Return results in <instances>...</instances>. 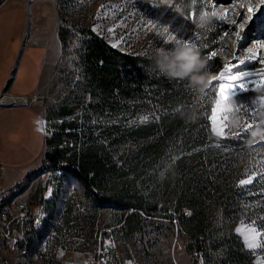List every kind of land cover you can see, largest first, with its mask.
Wrapping results in <instances>:
<instances>
[{
	"label": "trees",
	"instance_id": "16d2710c",
	"mask_svg": "<svg viewBox=\"0 0 264 264\" xmlns=\"http://www.w3.org/2000/svg\"><path fill=\"white\" fill-rule=\"evenodd\" d=\"M174 1L185 9L191 4ZM78 31L74 76L60 78L64 91L48 114L56 132L45 141L44 167L38 170L59 167L85 191L84 201H67L56 226L57 244L80 234L84 225L87 250L107 237L134 250L140 245L139 254L149 243L144 238L162 231L165 222L185 240L191 264H254L234 226L251 220L264 228V163L248 157L260 148L254 143L262 133L212 132L215 92L204 88L211 68L197 64L219 47L224 26L206 20L193 42L174 53H125L88 28ZM69 32L58 28L63 50ZM181 53L195 56L196 68L177 75ZM255 97L252 92L235 97L242 116ZM246 169L254 176L241 185ZM29 232L43 234L32 226ZM257 252L264 256V234Z\"/></svg>",
	"mask_w": 264,
	"mask_h": 264
},
{
	"label": "rangeland",
	"instance_id": "374dc122",
	"mask_svg": "<svg viewBox=\"0 0 264 264\" xmlns=\"http://www.w3.org/2000/svg\"><path fill=\"white\" fill-rule=\"evenodd\" d=\"M156 1L151 3L149 0H8L0 8V25L4 26L2 30L9 38L4 49L6 58L15 53L18 56L23 51L21 44L24 27H26L24 39L33 31L47 32L49 35L48 54H50L40 86L36 91L33 90L35 83L32 84L25 77H21V73L25 70L23 61L14 62L10 72L6 70L8 67L6 64L0 66V92L6 86L9 75L12 78L16 76L15 81L17 80V86L14 82L11 92L20 93L22 89L27 91V95L24 96L5 92V95L26 97L29 100L27 105L10 107L24 108L22 110L29 113L33 110L30 108L32 107L37 112V115L31 113L32 116H36V121L31 125L27 123L26 131L19 139L25 144L23 152L19 155L14 152L7 156L4 154L0 156V186L6 190V199H17L15 197L21 194L19 201L24 203L34 205L46 203V206L42 208L44 223L39 224L40 229L36 230H42V236H39V233H27L21 238V241L25 240L27 245L21 242V249H9L6 243L0 242V262L2 264H50L53 261L63 264H191V257L184 248L185 240L178 235L175 229H170L165 222H163L162 231L150 232L149 236L144 238L145 242L149 243L142 247L143 251L139 254L137 250L141 249L140 245L137 250H134V246L130 243L107 237L94 251L87 250L88 240L82 241L81 239L86 238L84 235L88 230V227L84 225L79 226L80 234L74 235L61 246L57 244L59 241L57 234L48 242L51 239L49 236L52 230L56 229L60 223V217L67 201L74 199L79 202V200L86 199L82 184L59 167L38 172L40 167L42 170L44 167L43 158L48 149L45 141L54 135V133L45 135L42 120L45 121L47 131L50 129L56 132L55 126L48 119V114L63 94L64 84L60 81L61 76L68 74L72 77L73 75L71 72L74 71V50L81 38L78 31L80 28H88L121 52L131 54L146 51L174 53L193 42L198 34L197 29L206 20L212 19L222 24L225 28L224 38L220 40L219 47L215 50V57L211 60L208 57L207 60L197 63L198 65L206 64L211 68L204 81V88L215 92V103L209 117L210 129L220 137L236 135L237 132L243 130L262 133L256 141V147L260 148L256 151L253 149L256 153L248 157L260 164L264 163V148L262 149L264 147V65H260V60L255 58L254 64L246 67L245 73L256 74L259 71L263 73L261 77L241 83L249 89L242 93L252 92L256 96L253 99L251 111H248L246 116H242V111L237 108L236 96L228 102L220 98L219 86L223 84L221 80H211L212 84H207L208 77L220 69L222 60L229 57L231 53L236 54V60L242 59L244 54L254 47L252 35L255 31L254 28H249V24L244 27V31L248 34H246V39H242L241 46H237L236 41L239 27L243 26L244 21L236 11L240 9V3L246 0H232L228 4H220L216 0H190L191 4L188 9L179 6L174 0L168 1L171 5L170 9L169 5L164 7ZM227 12L229 14L226 15ZM158 13L162 14L158 15ZM260 22L255 27L257 31L264 28V18ZM60 26L68 29L71 34L70 42L65 50L59 40L58 28ZM234 43H236L235 48ZM261 46L264 47V39ZM35 52L38 51L35 50ZM195 68L194 66L193 69ZM243 72L244 70L241 69L238 73ZM0 104L9 107L11 103L0 102ZM219 129H223V135L219 134ZM9 143L10 146L16 148L18 140L9 141ZM5 157H8V160L2 162ZM17 157L21 158V167H26H16L18 163L8 164L11 159ZM7 164L14 166V170H10ZM36 166H38L36 169L20 179L24 174L23 170ZM251 172L247 169L244 171L245 177L239 182L241 185L249 184L242 183V181H252L254 175ZM102 217L104 216L100 218ZM234 232L244 246L254 254V264H264V256L257 252L264 228L259 229L251 220L239 221L234 226ZM71 234L74 233L71 232ZM53 244L55 251L52 250ZM42 245L43 252H38L42 249ZM38 254L41 257H34Z\"/></svg>",
	"mask_w": 264,
	"mask_h": 264
},
{
	"label": "crops",
	"instance_id": "0c3cea01",
	"mask_svg": "<svg viewBox=\"0 0 264 264\" xmlns=\"http://www.w3.org/2000/svg\"><path fill=\"white\" fill-rule=\"evenodd\" d=\"M3 27H4L3 25H0V66H5L6 64L8 66L6 70H9L10 72L11 68L14 66V62H17L18 60L20 62L23 61L25 70L21 73L22 74L21 77H25V79L27 81L28 80L31 81L32 84L35 83L36 86L34 87L33 90L36 91L38 86H40L42 74L44 73V68L47 63V60L49 59V55H50L48 54V47H49L48 36L49 35L44 30H40L36 32L33 31L31 34H29V36H27L24 39L25 37L24 35L26 31V27H24L25 29L23 31V39H22V44H21L23 51H21L18 56H17V53H15L14 55H10L9 57L6 58L4 49H5V45L7 44V42H9V38L4 34V31L2 30ZM35 50H37L38 52H35ZM8 78L9 79L5 83L6 86L3 87L2 91L0 92V95L5 92L12 94V95H20V96L27 95L26 94L27 91L25 89H22V90L20 89L21 90L20 93L11 92V88L14 82L16 84L17 80L15 81L16 76L12 78L9 75ZM15 107H20V106H15ZM30 108L33 109V110H30L31 113L33 112L34 114L37 115L36 110L32 107ZM22 109L12 108L10 106L9 107L2 106V108L0 107V156H3V154L7 156L10 153H14V152L19 155L25 149L24 142H20L19 139L22 137L23 133L26 131L27 123L31 125L34 121H36L35 120L36 116H32L31 113L27 111L25 112ZM16 139L18 140L16 148L14 146H10L9 141L12 142ZM42 156H41V159H42ZM41 159L39 160V164H40ZM6 160H8V157H5V159L2 160V162ZM20 160L21 158L17 157L15 159H11V161H9L8 164L18 163L19 165L16 167H19V166L21 167L22 165L20 163ZM8 167H10V170H14V166L8 165ZM23 167H26V166H23ZM37 167L38 166L23 170L24 174L20 177V179L24 177V175H26L28 172L36 169ZM15 198H17L16 200H21V194L19 196H16Z\"/></svg>",
	"mask_w": 264,
	"mask_h": 264
},
{
	"label": "bare ground",
	"instance_id": "6f19581e",
	"mask_svg": "<svg viewBox=\"0 0 264 264\" xmlns=\"http://www.w3.org/2000/svg\"><path fill=\"white\" fill-rule=\"evenodd\" d=\"M151 3H155L154 0H149ZM169 0H157L156 3H161V6H166V5H170V3L168 2ZM163 7V8H164ZM249 7H251L253 9L252 13H249L248 9ZM241 9L236 11V13H239V16L242 17L243 21V26L239 27L238 33H237V46H241V41H242V37H244L247 33V31H244V27L246 26V24H249V28H254V35H252V40H254V47L249 51L246 52L244 54V57H242V59H235L236 58V54L235 53H231V55H229V57L225 58L224 60H222V64L219 70H216L214 73H212L208 79H207V84H209V81H213V77L215 76H219L220 72L223 71L224 66L226 65H231L232 67V71L228 72L225 74L224 79H222V83L225 85H238L243 83V81H248V80H252L254 78H258L261 77L263 75V73H261L259 71V73L256 72V74L254 73H246V67H250L249 65L254 64V60L255 58L259 61L260 65H264V47L261 46V44L263 43V39H264V28L259 29V31H257L255 29V27H257V24L261 23L260 21L264 18V0H246L243 3H240V7ZM165 9V8H164ZM227 14H229V12H227ZM249 16H253V18L255 19V22H251L249 20ZM233 25V24H232ZM239 37V38H238ZM234 48L236 47V43L233 44ZM239 50V49H237ZM241 61H245L244 64H240ZM239 65V69L236 68L235 66ZM244 70L243 73H238L239 70ZM242 72V71H241ZM232 75H236L238 77H242V79H238L236 81H232L230 79V77ZM225 95H228V99H223L220 95V98L222 100H225V102H228L233 96L229 95L227 92L225 93ZM8 102L9 103H13L14 101L11 100L10 97H8ZM7 209V202H0V213H3V210ZM43 215L41 218H39V220H34L32 223L30 224L32 226L33 230H37L40 229L38 226L39 224H41L43 222ZM30 226V228H31ZM30 230V229H29ZM27 233V232H26ZM26 235V234H25ZM51 238V234L49 236ZM1 243H6V245L8 246L7 242H4V240H0ZM25 246L26 241L22 239V241ZM47 243V242H46ZM46 245V244H45ZM9 249H12L11 247H9Z\"/></svg>",
	"mask_w": 264,
	"mask_h": 264
},
{
	"label": "built area",
	"instance_id": "2783aa9c",
	"mask_svg": "<svg viewBox=\"0 0 264 264\" xmlns=\"http://www.w3.org/2000/svg\"><path fill=\"white\" fill-rule=\"evenodd\" d=\"M8 0H0V8L7 2ZM8 97L13 100V103H19V105H27L29 104V100L26 97H14L5 95L4 93L0 96V102H8ZM14 97V98H12ZM42 128L45 135L49 133L50 135L54 133L49 129L46 130V125L44 119L42 120ZM57 122H60L58 119ZM53 136V135H51ZM48 187V186H47ZM0 202H7V209L3 210V213H0V240H4L7 242L8 247L14 249H21V238L24 237L27 231H29L30 224L34 220H39L42 217V208L46 206L45 202L40 203L39 205L29 204L27 202L19 201L16 199H6V190L0 186ZM57 234L56 229L51 232V239ZM52 250L54 249V244ZM43 252L42 249L38 252ZM34 257H41L40 254L34 255ZM2 264V262H0Z\"/></svg>",
	"mask_w": 264,
	"mask_h": 264
},
{
	"label": "snow or ice",
	"instance_id": "6c2138e0",
	"mask_svg": "<svg viewBox=\"0 0 264 264\" xmlns=\"http://www.w3.org/2000/svg\"><path fill=\"white\" fill-rule=\"evenodd\" d=\"M170 8H171V5H169V9ZM165 11H168V10H165ZM248 11H249V13H252L253 9L251 7H249ZM160 14H162V13H158V15H160ZM226 15H227V13H226ZM249 20L251 22H255V19L253 18V16H249ZM246 38H247L246 35L244 37H242V39H246ZM215 55H216V53L215 52H212L211 53V56H209V60H211L213 57H215ZM244 63H245V61H241L240 62V64H244ZM232 67L233 66H231V65L224 66L223 71L220 72V75L213 77V80H222V79H224L225 74L232 71ZM235 67L239 69V65H236ZM244 75H246V73ZM230 79L232 81H236L238 79H242V77H238L236 75H232L230 77ZM209 84L211 85L212 84V81H209ZM219 87H220V95L225 100L228 99V95H225L226 92L229 95L238 96V95L242 94V92L249 90V89L246 88V86L244 84H238V85H225V84H220ZM215 118H216V116H215V113H214V119ZM219 134L220 135H223V129H219ZM250 182H251V180H249V181H242V183H250Z\"/></svg>",
	"mask_w": 264,
	"mask_h": 264
},
{
	"label": "clouds",
	"instance_id": "9594fccd",
	"mask_svg": "<svg viewBox=\"0 0 264 264\" xmlns=\"http://www.w3.org/2000/svg\"><path fill=\"white\" fill-rule=\"evenodd\" d=\"M178 59L183 60L184 63L180 65V70L178 72H175L174 74L183 75L193 70L194 62L196 60L195 56H191L190 58H188L186 54L181 53Z\"/></svg>",
	"mask_w": 264,
	"mask_h": 264
},
{
	"label": "water",
	"instance_id": "95a60500",
	"mask_svg": "<svg viewBox=\"0 0 264 264\" xmlns=\"http://www.w3.org/2000/svg\"><path fill=\"white\" fill-rule=\"evenodd\" d=\"M2 106H6V105H1L0 104V107H2ZM8 106H19V104H9ZM215 133V132H214ZM218 135V134H217ZM219 136V135H218ZM255 144H256V142H255Z\"/></svg>",
	"mask_w": 264,
	"mask_h": 264
},
{
	"label": "flooded vegetation",
	"instance_id": "af4514ba",
	"mask_svg": "<svg viewBox=\"0 0 264 264\" xmlns=\"http://www.w3.org/2000/svg\"><path fill=\"white\" fill-rule=\"evenodd\" d=\"M27 233H28V232H27ZM27 233H26V234H27Z\"/></svg>",
	"mask_w": 264,
	"mask_h": 264
}]
</instances>
